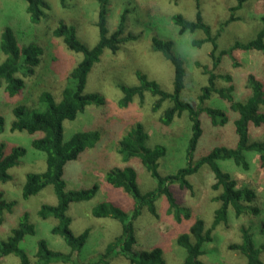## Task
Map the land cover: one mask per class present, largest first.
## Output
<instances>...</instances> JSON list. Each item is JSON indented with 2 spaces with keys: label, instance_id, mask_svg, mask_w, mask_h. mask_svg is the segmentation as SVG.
<instances>
[{
  "label": "rangeland",
  "instance_id": "374dc122",
  "mask_svg": "<svg viewBox=\"0 0 264 264\" xmlns=\"http://www.w3.org/2000/svg\"><path fill=\"white\" fill-rule=\"evenodd\" d=\"M50 9L38 25L29 23L26 12V0H0V34L5 27H11L18 37L19 45L30 42L42 47L40 64L33 76L25 78L26 86L15 97H9L0 87V113L5 118L6 130L0 134V143L5 144L9 152L12 147L20 146L27 150L17 166L10 169L12 180L0 181V191L4 199L14 202L12 211L0 212V240L7 239L12 229L16 228L25 212L29 221L35 225L36 234L27 235L21 242V248L28 255L31 264H38L35 254L38 241L44 239L53 251L70 255V248L62 237L51 232L57 224V219H41L38 211L43 204L55 205L56 195L52 186H47L38 194L24 199L22 188L28 173H41L46 170L45 153L34 149L31 145L33 137L27 132H11L10 124L14 119L13 107L24 104L25 107L36 106L37 111L45 108L38 97L42 91H50L57 101L61 98L62 86L71 70L81 60L82 55L69 50L61 38L54 37L52 31L59 22L73 25L78 38L88 47H93L98 41V2L97 0H68L65 6L59 0H46ZM236 4V0H200V9L204 20L215 34L220 23L229 17V8ZM128 9L127 31L136 35L135 40L122 44L119 51L112 53L105 50L101 60L88 75L85 92H97L105 98L101 106H89L73 120L64 121V139L67 141L79 131L99 130L101 138L95 147L87 149L78 160L69 162L65 167L64 180L66 190H79L97 185L96 195L88 200L71 203L66 214L71 219L70 228L75 235L86 229L90 230L88 239L81 250L67 261L54 264L87 263L98 258L106 246L121 235L122 227L118 220L112 218H96L92 210L99 203L107 202L121 207L131 214L134 200L123 189L110 185L106 176L115 166L132 165L137 172L138 188L142 193L153 190L156 180L143 166L138 158L128 163L121 160L118 154L119 140L137 123H142L149 135L147 146L163 145L166 154L159 159L158 171L162 176L176 173L184 167L188 141L190 138V122L186 114L168 127L159 122V116L171 103L166 101L158 112L152 111V104L156 97L145 94L141 101L135 97L133 102L125 108L118 105L122 92L118 85L135 86L139 84L136 72H142L149 79L156 80L168 92L173 89L174 67L162 53L151 48V39L157 36L161 39L173 41V51L182 57L187 72L186 87L182 91L183 100L198 105L197 95L200 87L205 84L206 77L202 69L196 65L212 66L209 57L210 44L202 47L192 45V40L203 38L202 31L179 34L178 27L171 17L176 13L192 20L196 13V0H110L107 13V28L111 33L116 29L121 13ZM239 20L230 23L218 38L219 49L230 46L235 41L247 42L255 37L262 27L261 18L264 17V0H249L236 12ZM234 57L238 66H234L231 59L224 57L215 72L231 75L232 82L223 79L217 81L218 86H234L236 100L243 101L250 94L247 78L253 74L264 83V57L256 51H236ZM5 58L0 51V62ZM207 105L224 110L229 122L223 127L212 126L209 118L201 115L203 135L194 153V160L208 154L218 146L235 147L237 135L234 121L237 113L232 111L227 101L214 94ZM29 110V109H28ZM28 115H32L31 110ZM264 128H250V140H261ZM250 168L243 170L232 161H222L220 167L229 172L237 180V187H250L256 190V203L262 208L257 217L237 218L232 209L229 212L228 223L219 225L213 232V241L204 245L205 253L200 257L203 264H248L246 258L238 251L230 250L229 245L242 241L241 228H249L255 236L257 246H264V232L260 231L264 222V170L259 168L257 155L249 154ZM194 194L186 189H180L177 184L170 186L179 202L191 210V218L176 222L168 211L165 196L157 201L158 216H152L146 208L134 221L137 243L136 249L151 250L160 247L166 264H183L186 251L177 244L180 234L186 233L193 221L200 217L207 227L213 220V212L219 203L212 198L220 191L212 189L214 174L207 164L198 172L190 176ZM0 264H20L16 255H8L0 259ZM110 264H130L123 256L111 260Z\"/></svg>",
  "mask_w": 264,
  "mask_h": 264
},
{
  "label": "trees",
  "instance_id": "16d2710c",
  "mask_svg": "<svg viewBox=\"0 0 264 264\" xmlns=\"http://www.w3.org/2000/svg\"><path fill=\"white\" fill-rule=\"evenodd\" d=\"M26 12L29 15V23L38 25L45 16V11L50 9L46 0H26ZM62 6L68 0H59ZM249 0H236V4L229 8V17L220 23L218 31L214 34L211 26L204 20L200 9V0H196V13L192 20L186 19L182 14L172 15V22L178 27L179 34L187 32L202 31L203 38L192 40V45L202 47L210 44L209 57L212 66L203 65L197 62L196 65L202 69V74L206 77V82L200 87L197 95L198 105L183 100L182 91L186 87L187 72L184 60L173 51V41L161 39L153 36L151 48L155 52H160L169 60L174 67L173 89L171 92L165 91L156 81L149 79L142 72H136L138 85L127 86L118 85L122 92V97L118 100V105L122 108L128 107L138 97L144 100L145 94L150 93L156 97L152 104V111L158 112L166 101L169 105L159 116V122L163 126H170L175 119L187 115L190 122V138L187 146V164L181 167L176 173L162 176L159 171V159L166 154V147L157 145L148 147L149 135L142 123L135 124L120 140L117 152L124 163H128L133 158H138L150 175L156 180V187L146 193H142L138 188L137 172L132 165L115 166L109 170L106 176L107 182L114 188L123 189L130 194L134 200L131 214L127 213L119 206L111 203H99L92 210V215L96 218H112L121 223V235L115 241L109 243L105 251L87 263L83 264H110L111 260L123 256L130 264H166L163 257V250L154 247L151 250L136 249L137 243L134 229V221L141 215L143 208L154 216H158L156 201L160 196H165L168 203V211L173 215L176 222L191 218V210L182 205L174 195L170 186L177 184L180 189H186L194 194L193 186L189 177L198 172L205 164L210 166L214 174L212 189L220 191L212 200L219 203L213 212V220L209 227L204 220L197 217L188 232L182 233L177 238V244L185 249L186 256L183 264H203L200 257L205 253L204 245L213 241V232L221 224H227L230 209L233 210L237 218L257 217L262 212V208L256 203L257 192L250 187H237V180L232 175L224 171L219 163L222 161H232L243 170L250 168L249 154L257 155L259 168L264 170V134L261 140H250V128H264V83L253 74L247 78V86L250 94L245 100H236L234 96V86H218L217 81L223 79L227 83L232 82L231 75H222L215 70L222 63L224 57L232 60L236 67V51H256L264 57V17L261 18L262 27L255 37L247 42L235 41L224 49H219L218 38L222 31L230 23L239 20L236 12L240 10L244 3ZM98 2V41L93 47H88L77 36L76 28L73 25L59 22L53 29L54 37L61 38L66 47L80 53L81 60L71 70L67 76L62 89L61 98L57 101L50 91H42L38 97L45 108L41 111L35 110L38 105L25 107L24 104H17L13 107L14 119L10 124L11 132H27L34 136L31 145L34 149L45 153L46 170L41 173H28L22 188V197L28 199L38 194L47 186H52L57 198L55 205L43 204L38 211L41 219L50 217L57 219V224L52 227L51 232L63 238L70 248V255L53 251L49 248L48 242L44 239L38 241V248L35 259L38 264H54L59 261H67L74 256L85 245L90 230L86 229L79 235H75L71 228V219L66 212L71 203L88 201L92 199L98 190L96 184L90 188L79 190H66L64 180L65 167L69 162L76 161L89 148H93L101 138L100 131L87 130L74 133L69 140L64 139V121L75 120L79 114L83 113L89 106H101L105 103V98L97 93L85 92L88 75L94 66L101 60L105 50L116 53L123 43L135 40L136 35L127 31L128 9H125L120 17L115 30L111 33L107 28V13L110 0H97ZM18 37L11 27L3 28L0 34V51L5 58L0 62V87L9 97L18 96L26 86L25 78L33 76L36 68L40 64V56L43 54L42 47L30 42L19 45ZM216 94L220 99L227 101L232 111L237 113L234 121L237 143L235 147L218 146L200 159L194 160V153L197 149L200 138L203 135L201 115L205 114L212 126L223 127L229 122L226 112L220 108L207 105L208 100ZM31 110L32 115H28ZM6 130L5 118L0 113V134ZM3 142L0 143V181L5 183L12 180L10 169L17 166L20 159L27 150L20 146H14L8 152ZM14 202L4 199V193L0 191V212L12 211ZM260 231L264 232V222ZM242 241L229 245L230 250L238 251L242 254L248 264H264V246H257L254 234L249 228L242 227ZM36 228L29 221L27 212L23 214L18 226L12 229L10 236L5 240H0V259L8 255H16L20 259V264H31L26 252L20 244L27 235H35ZM73 264L77 263L73 260Z\"/></svg>",
  "mask_w": 264,
  "mask_h": 264
}]
</instances>
